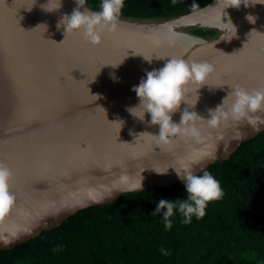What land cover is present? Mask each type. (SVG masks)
<instances>
[{
    "label": "water",
    "instance_id": "obj_1",
    "mask_svg": "<svg viewBox=\"0 0 264 264\" xmlns=\"http://www.w3.org/2000/svg\"><path fill=\"white\" fill-rule=\"evenodd\" d=\"M46 2L0 0V163L12 172L9 188L15 196L0 216V250L122 194L181 182L175 170L185 165L199 174L264 131V124L253 128L229 120L212 128L204 120L224 98L222 107L231 106L235 86L264 88V5L222 10L224 0H211L176 17H120L118 32L93 47L82 32L64 38L63 28L56 27L76 7L74 0H61L52 12L41 9ZM84 9L94 11L86 5ZM229 18L236 35L223 39L232 35L230 26L222 25ZM41 24L46 29L37 27ZM190 28L211 30L216 36H197ZM141 55L153 57L152 63ZM181 57L208 62L216 71L201 87L189 83L186 103L172 114L176 124L184 110L204 118L187 122L196 134H175L168 147L159 148L152 136L158 135L159 125H150L148 114L141 122L126 109L138 103L132 88L146 70ZM120 62L117 68L106 65Z\"/></svg>",
    "mask_w": 264,
    "mask_h": 264
},
{
    "label": "trees",
    "instance_id": "obj_2",
    "mask_svg": "<svg viewBox=\"0 0 264 264\" xmlns=\"http://www.w3.org/2000/svg\"><path fill=\"white\" fill-rule=\"evenodd\" d=\"M210 1L124 0L120 17H176ZM100 4L101 0H86L85 5L98 11ZM188 31L216 36L211 30ZM204 171L220 182L223 196L209 202L201 219L193 216L184 224L176 213L166 229L162 213L151 215L160 199L186 197L182 182L122 194L110 204L80 210L56 228L0 250V264H263L264 131L241 143L226 161L197 175Z\"/></svg>",
    "mask_w": 264,
    "mask_h": 264
},
{
    "label": "clouds",
    "instance_id": "obj_3",
    "mask_svg": "<svg viewBox=\"0 0 264 264\" xmlns=\"http://www.w3.org/2000/svg\"><path fill=\"white\" fill-rule=\"evenodd\" d=\"M35 2L36 0H34L33 4ZM74 2L76 7L73 8L70 14L62 15L56 25L57 29L63 28L64 38L74 31H80L85 42L93 47H97L101 44L105 35L112 36L118 32L119 18L121 10L124 7V0H101L99 10L93 12L84 9L86 0H74ZM49 3H51V0H47L46 3L41 4V9L46 12H52L61 7V0H56L55 7H47L46 5ZM173 3H175V0H173ZM255 4L264 5V0H224L222 10L229 7L238 9L241 5L249 7ZM223 14L227 16L226 12ZM246 19L250 23H255V17L252 15H247ZM222 25L226 28L230 26L232 33L230 37L223 39H230L236 35V26L230 18L226 23H222ZM39 26H43L46 29V25L44 24L37 27ZM141 56L147 63H152L153 57ZM155 58L158 60L165 59L163 57ZM122 62L106 65L117 68ZM215 71L216 68L213 64L188 61L182 57L167 58L162 67L146 70L144 77L132 88V91L136 94L138 103L129 106L126 110L131 116L141 122L144 121L145 114H148L150 116L148 123L150 125H159V133L158 135H152L148 132H141L140 134L148 133L155 137L156 145L159 148L168 147L172 142L171 137L175 134L195 135V128L187 125V122L204 118L195 112L184 110L180 123L176 124L172 122V114L180 108L181 102L186 103V86L189 83L200 85V87L207 84L208 77ZM110 77L114 81L118 80L115 73H110ZM232 94L234 100L229 108L224 109L222 107L224 98L220 105L208 110L209 118L204 120H206L210 127L216 128L221 121L227 122L229 120L237 123L247 122L253 128H258L264 124V88L247 90L237 85L233 89ZM93 96L96 99L98 98L97 95ZM118 123L122 125L123 121H119ZM175 172L177 178L183 184L184 191L187 193L186 197L160 199L156 203L155 210L151 213V215L162 213L166 229L172 227L171 218L176 213L182 215L183 219L181 222L184 224L191 223L193 216L196 219L203 218L209 202L218 200L223 196L220 182L208 171L197 175L190 166L185 165L180 171L175 170ZM11 176L12 172L9 167L4 163H0V216L11 208L15 200V196L9 188ZM135 187L136 190L141 189L142 183L140 182Z\"/></svg>",
    "mask_w": 264,
    "mask_h": 264
},
{
    "label": "snow or ice",
    "instance_id": "obj_4",
    "mask_svg": "<svg viewBox=\"0 0 264 264\" xmlns=\"http://www.w3.org/2000/svg\"><path fill=\"white\" fill-rule=\"evenodd\" d=\"M33 2H34V0H33ZM17 27H19V25H17Z\"/></svg>",
    "mask_w": 264,
    "mask_h": 264
},
{
    "label": "rangeland",
    "instance_id": "obj_5",
    "mask_svg": "<svg viewBox=\"0 0 264 264\" xmlns=\"http://www.w3.org/2000/svg\"><path fill=\"white\" fill-rule=\"evenodd\" d=\"M264 264V263H263Z\"/></svg>",
    "mask_w": 264,
    "mask_h": 264
}]
</instances>
